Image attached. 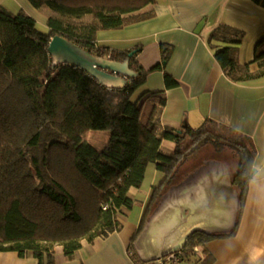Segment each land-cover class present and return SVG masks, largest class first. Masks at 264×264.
Returning <instances> with one entry per match:
<instances>
[{"label":"trees","instance_id":"16d2710c","mask_svg":"<svg viewBox=\"0 0 264 264\" xmlns=\"http://www.w3.org/2000/svg\"><path fill=\"white\" fill-rule=\"evenodd\" d=\"M45 8L47 33L33 18L0 6V252L32 257L38 264H56L60 249L72 260L83 244L106 239L121 228L120 219L133 206L131 192L141 187L149 164L170 181L177 167L198 147L229 151L236 161L232 184L240 208L246 195L255 149L250 139L206 119L181 133L161 125L163 92L133 95L145 83L137 55L141 47L116 51L96 44V33L117 30L154 16L147 7L155 0H27ZM264 9V0H248ZM60 36L88 53L124 62L137 77L120 90L107 89L82 69L51 66L48 44ZM244 33L219 24L205 37L223 75L232 83L264 76V38L251 64L238 61ZM167 61L171 47H162ZM256 65L251 71L250 66ZM160 70V67H156ZM164 86L177 81L163 72ZM88 131H106L108 141L97 151L82 139ZM162 141L175 144L172 153ZM185 144V146H184ZM218 236L202 231L185 240L180 258L195 256V264H211L206 244ZM132 260L146 264L134 247ZM183 260V261H185Z\"/></svg>","mask_w":264,"mask_h":264},{"label":"crops","instance_id":"0c3cea01","mask_svg":"<svg viewBox=\"0 0 264 264\" xmlns=\"http://www.w3.org/2000/svg\"><path fill=\"white\" fill-rule=\"evenodd\" d=\"M0 6L13 14L23 11L35 20L27 0H0ZM146 10L154 16L121 29L98 31L96 44L116 51L141 47L137 62L148 74L132 101L145 93L163 92V127L181 133L209 119L250 139L255 157L241 210L232 184L235 159L226 151L198 147L167 183L164 174L149 164L140 189L131 192L133 206L120 219V230L83 244L72 260L57 249L56 264H137L129 254L130 245L146 264H195L197 249L185 261L166 259L176 252L181 256L186 238L195 231L218 236L206 244L211 264H264V76L230 82L205 42L219 24L236 28L244 33L238 61L251 64L256 45L264 38V9L248 0H155ZM42 19L44 25L37 29L47 33V18ZM163 46L171 47L167 61L161 56ZM250 70L255 71L256 65ZM163 72L178 86L166 89ZM160 149L172 153L175 144L162 141ZM0 264L38 262L0 252Z\"/></svg>","mask_w":264,"mask_h":264},{"label":"water","instance_id":"95a60500","mask_svg":"<svg viewBox=\"0 0 264 264\" xmlns=\"http://www.w3.org/2000/svg\"><path fill=\"white\" fill-rule=\"evenodd\" d=\"M48 53L52 67L63 64L76 66L107 89L120 90L129 79L137 77V73L129 67L133 52L124 62H117L92 55L65 38L54 36L48 44Z\"/></svg>","mask_w":264,"mask_h":264},{"label":"rangeland","instance_id":"374dc122","mask_svg":"<svg viewBox=\"0 0 264 264\" xmlns=\"http://www.w3.org/2000/svg\"><path fill=\"white\" fill-rule=\"evenodd\" d=\"M33 12L35 15V21H36V28L44 25L42 24V18H46L47 10L45 8L42 9H35L33 8ZM42 24V25H41ZM109 133L106 131H88L87 133L83 134L82 139L86 142H88L90 145H92L97 151H100L105 146L106 142L108 141ZM185 146V144H184ZM226 151V150H225ZM227 154H230V152L227 150ZM224 158V156H223ZM227 158V157H225ZM229 159V158H227ZM184 264V263H179Z\"/></svg>","mask_w":264,"mask_h":264},{"label":"built area","instance_id":"2783aa9c","mask_svg":"<svg viewBox=\"0 0 264 264\" xmlns=\"http://www.w3.org/2000/svg\"><path fill=\"white\" fill-rule=\"evenodd\" d=\"M196 251V249H194ZM180 258V254L179 253H172V254H169L168 256H166V259L168 261H177L178 259Z\"/></svg>","mask_w":264,"mask_h":264}]
</instances>
